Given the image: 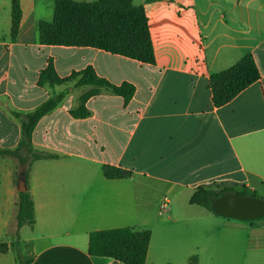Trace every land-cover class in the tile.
<instances>
[{"label":"crops","instance_id":"1","mask_svg":"<svg viewBox=\"0 0 264 264\" xmlns=\"http://www.w3.org/2000/svg\"><path fill=\"white\" fill-rule=\"evenodd\" d=\"M55 1L21 0L14 39L12 0H0V149L22 138L13 111L30 112L67 90L33 132L37 150L57 155L31 164L33 227L17 225L22 166L0 154V264H124L88 248L90 232L125 226L151 230L146 264H264V219L190 202L200 185L254 192L264 185V0H133L149 19L154 64L91 46L42 44L39 22L52 20ZM249 53L260 79L216 106L210 76ZM50 59L61 78L92 66L114 84H134L135 94L126 102L75 80L41 84ZM85 95L90 114L76 117L71 110ZM105 165L131 175L108 178ZM165 197L170 207L161 211Z\"/></svg>","mask_w":264,"mask_h":264},{"label":"trees","instance_id":"2","mask_svg":"<svg viewBox=\"0 0 264 264\" xmlns=\"http://www.w3.org/2000/svg\"><path fill=\"white\" fill-rule=\"evenodd\" d=\"M21 0H12V37L19 33L22 20ZM40 42L52 45L91 46L131 57L142 63H155L153 40L149 28V19L143 5L134 4L133 0H96L79 2L75 0H56L52 20L39 22ZM260 71L254 56L249 53L228 69L210 76V87L213 102L222 106L232 100L239 92L251 83L259 80ZM75 80V86L91 85L107 89L122 96L128 102L135 94L134 84L124 82L114 84L97 74L92 66L73 72L61 78L57 74L52 59L40 73V83L54 86L59 83ZM67 90L50 97L30 112L13 111L22 122V138L15 148L0 149V154L16 158L22 169L18 172L17 181L24 180L28 185L29 171L32 162L41 158L57 157L54 153L37 150L33 145V132L39 120L55 109L65 98ZM88 95L82 98L80 106L72 109L76 117L90 114L85 105ZM104 174L108 178H121L131 175L122 168L105 165ZM221 184V183H220ZM198 186L190 198L197 204L216 212V201L226 193L257 196L244 186L221 184ZM17 225L31 227L35 224L34 200L29 188L19 191L17 199ZM151 242L150 229H138L132 226L99 229L89 234V254L105 256L122 261L124 264H146ZM6 243L0 244L4 251Z\"/></svg>","mask_w":264,"mask_h":264},{"label":"water","instance_id":"3","mask_svg":"<svg viewBox=\"0 0 264 264\" xmlns=\"http://www.w3.org/2000/svg\"><path fill=\"white\" fill-rule=\"evenodd\" d=\"M24 180L19 181V191H25ZM217 213L230 218L254 220L264 217V199L258 196L226 193L215 203Z\"/></svg>","mask_w":264,"mask_h":264},{"label":"rangeland","instance_id":"4","mask_svg":"<svg viewBox=\"0 0 264 264\" xmlns=\"http://www.w3.org/2000/svg\"><path fill=\"white\" fill-rule=\"evenodd\" d=\"M220 186H222L221 184H214V187H220ZM250 192H252V193H255L258 197H260V198H263L264 199V185H260L257 189H256V191L254 192V191H252V190H250ZM260 219H264V217L263 218H260ZM260 219H254V220H248V221H257V220H260ZM247 221V220H246ZM23 253H20V255H22ZM30 257H29V255L27 254V255H23V263H26V260L27 259H29Z\"/></svg>","mask_w":264,"mask_h":264},{"label":"built area","instance_id":"5","mask_svg":"<svg viewBox=\"0 0 264 264\" xmlns=\"http://www.w3.org/2000/svg\"><path fill=\"white\" fill-rule=\"evenodd\" d=\"M170 207V199L168 197H165L160 205L161 211H166ZM264 227V224L262 225Z\"/></svg>","mask_w":264,"mask_h":264}]
</instances>
